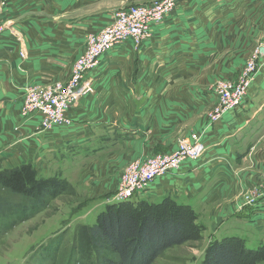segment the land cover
Here are the masks:
<instances>
[{
  "label": "crops",
  "instance_id": "1",
  "mask_svg": "<svg viewBox=\"0 0 264 264\" xmlns=\"http://www.w3.org/2000/svg\"><path fill=\"white\" fill-rule=\"evenodd\" d=\"M80 1L92 4V0ZM146 3L151 2L142 4ZM75 6L76 0H5L0 18L11 26L0 35V170L30 164L40 178H63L79 187L72 181L84 167L109 156L123 158L120 150L124 147L165 140L172 129L159 130V124L169 125L173 119L185 117L192 124V117L199 113L190 132L201 136L205 146L201 157L184 161L179 169L156 178L130 200L158 204L173 199L191 207L204 230L209 224L213 238L238 237L249 249L264 246V198L250 206L232 198L241 186L236 175L242 170L241 161L247 171L249 162L264 169V160L259 164L257 159L262 155L253 156L251 151L252 144L264 136V74L239 106L214 122L207 112L218 96L210 87L177 88V92L199 93V100L190 101L186 94L177 96L175 102L170 96L175 82L202 75L198 66L204 40L199 34V7L194 8L191 1L153 26L152 36L139 46L127 41L101 57L84 78L86 88L79 103L67 112L71 124L42 130L39 114L22 115L27 87L66 81L86 48L88 33L103 28L123 9L105 11L103 14H109L85 24L63 26L60 21L45 20L47 14L67 13ZM260 57L264 61V54ZM193 69L196 72H189ZM166 97L168 106L161 102ZM174 102L173 114L169 108L173 109ZM158 130L165 136L157 137ZM127 154L130 160L138 157L133 151ZM111 171L107 168L105 174ZM118 171L113 184L90 201L92 211L81 212L75 219L97 217L107 205L116 203ZM241 173L244 187L249 179L243 170ZM224 190L227 194L232 191L231 196H225ZM220 198L224 202L221 210L212 219L206 218L205 202L216 203Z\"/></svg>",
  "mask_w": 264,
  "mask_h": 264
},
{
  "label": "rangeland",
  "instance_id": "2",
  "mask_svg": "<svg viewBox=\"0 0 264 264\" xmlns=\"http://www.w3.org/2000/svg\"><path fill=\"white\" fill-rule=\"evenodd\" d=\"M152 1L157 0H92V4H83L80 0H76V6L70 12L59 15L47 14L45 20L60 21L63 26L85 24L96 16L111 13L109 11L145 2L152 3ZM190 1L194 8L199 7V34L202 36L201 40H204L201 45L203 49L200 51H204V54H199L198 69L202 75L201 77L177 78L179 81L175 82V87H172L173 91L170 96L172 99L175 98V102L177 96L187 97L186 94L189 95L190 101L199 100V93L194 91L182 93L175 90L183 87H186L184 89L188 87H210L218 96L217 103L207 112L209 120L214 122L213 120L217 116L216 112L223 108L217 91L225 87L224 83L230 82L234 84L233 86L238 87L250 81L247 87L248 93L249 89L257 83L259 76L264 74V61L259 55V53L262 54L260 48L264 45V0H178L175 8L168 15L178 10L181 5H187ZM3 5H5V0H0V16ZM105 11L109 13L103 14ZM2 22L4 29L8 25L11 26L9 21L4 22L2 20ZM99 31L100 29L92 31L88 33L87 37ZM188 67L190 70L191 67ZM72 69L66 81H57L46 86L37 85V89L55 88V85L60 82L66 83L72 76ZM183 69L186 68L183 67ZM189 72H196V70L193 69ZM226 72H229L228 76H224ZM211 79L213 80L211 81ZM168 100L166 97L161 102L165 104L164 106H168ZM25 101L26 94L23 106ZM175 102L171 103L173 109L169 108L171 113L174 111ZM192 118L194 121L197 120L199 113H195ZM194 121L192 124H188L185 117L182 121L173 119L169 125L159 124V130L172 129L171 135L165 137V140H158L155 144L151 141L150 143L139 142L133 144L132 147L122 148L120 152L124 154L123 158L109 156L84 167L77 176L74 175L75 179L72 181L77 183L79 187L61 178L67 183V188L55 198L49 199L48 204L41 211L30 214L26 218L24 214L27 212L22 205L23 199L6 192V196L15 203L21 204L22 207H17L15 212H0V264H107L105 256L108 259L117 260V255L108 248H102V255L93 250L89 243L91 235L88 232L83 234L84 237L79 238L82 234V226L95 225L99 214L97 217L94 215L95 217L90 216L85 219H75L76 216L81 212L92 211L90 201L93 197L98 196L95 194L106 191V188L113 184L112 178H115L116 170L120 171L117 172V179H115L117 189L114 197L121 185L134 176V171L137 168L146 166L153 159L160 160L163 155L171 156L183 142L190 144L196 141L202 142L199 133L190 132L194 126ZM159 130L157 137L165 136L164 131L159 132ZM127 151H133L138 157L130 160ZM251 151L253 156L262 155V158H257L260 164L264 160V136L252 144ZM252 161H255L254 158ZM243 162L244 160L240 162V168L249 180L242 187L243 173H241L242 170H237V182L241 186L239 189L236 188L232 198L242 201V205L250 206L254 205L251 200L255 196L262 194V198H264V169H260L261 167L255 163L249 162L247 171ZM101 168L102 170H100ZM107 168H111L112 171L105 174ZM3 192L5 191H1L0 194ZM223 192L225 196L232 194V191L229 194L226 190ZM223 203V198H220L216 203L214 200L205 202L203 208L205 217L212 219L211 217L221 210ZM14 221H16V225L12 226ZM190 223L187 226V230H190L188 235L190 238H186L183 243L166 247L151 264L203 263L208 248L214 241L221 239L213 238L209 224L206 230L201 225L199 227L198 215L193 220L197 228L193 229ZM182 231L186 236L185 227ZM244 245L246 248L249 247L245 241ZM259 248L261 246L255 249L251 248V250ZM258 258L255 257L258 262L256 264H264V255H260Z\"/></svg>",
  "mask_w": 264,
  "mask_h": 264
},
{
  "label": "trees",
  "instance_id": "3",
  "mask_svg": "<svg viewBox=\"0 0 264 264\" xmlns=\"http://www.w3.org/2000/svg\"><path fill=\"white\" fill-rule=\"evenodd\" d=\"M65 188L67 183L64 180L58 177L40 178L30 164L0 170V193L5 191L0 194V212H15L17 207L24 205L26 218L41 211L49 199L55 198ZM6 192L22 198V205L12 201ZM196 218L193 209L171 199L158 204L144 200L116 202L99 213L95 225L82 226L79 238L88 232L91 235L89 243L99 255L103 254L102 248L113 251L117 260L105 256L107 264H151L166 247L190 238L187 226L191 222L196 229L193 223ZM14 225L16 221L12 223ZM260 255H264V246L251 250L245 247L243 239L229 237L214 241L202 264H256Z\"/></svg>",
  "mask_w": 264,
  "mask_h": 264
},
{
  "label": "built area",
  "instance_id": "4",
  "mask_svg": "<svg viewBox=\"0 0 264 264\" xmlns=\"http://www.w3.org/2000/svg\"><path fill=\"white\" fill-rule=\"evenodd\" d=\"M177 1L157 0L152 3L128 6L116 12L111 21L99 32L87 37L86 48L75 61L72 76L66 83L60 82L55 85V88L48 89H37V85L27 87L22 115L28 117L32 114H39L42 130L71 124L72 120L67 112L79 103L81 94L86 88L83 82L87 72L94 69L101 57L116 46L127 41H133L139 46L144 40L150 38L153 34L152 27L164 21L168 13L175 8ZM2 24L0 18V35L5 30ZM224 84L225 87L217 91L223 108L216 112L217 116L213 121L220 119L225 112L242 103L247 95L250 81L238 87L230 82ZM204 149L202 142L196 141L192 144L183 142L171 156L163 155L160 160H151L146 166L137 168L134 176L121 185L114 200L125 202L132 199L137 193L146 190L156 178L179 169L184 161L199 159ZM262 196V194L255 196L251 203L255 204L262 199Z\"/></svg>",
  "mask_w": 264,
  "mask_h": 264
},
{
  "label": "water",
  "instance_id": "5",
  "mask_svg": "<svg viewBox=\"0 0 264 264\" xmlns=\"http://www.w3.org/2000/svg\"><path fill=\"white\" fill-rule=\"evenodd\" d=\"M260 52H261L262 54H264V47H261V48H260Z\"/></svg>",
  "mask_w": 264,
  "mask_h": 264
}]
</instances>
